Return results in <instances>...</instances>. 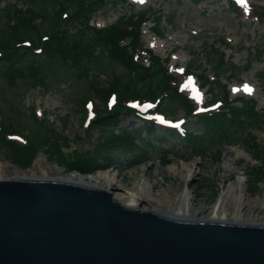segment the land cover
I'll use <instances>...</instances> for the list:
<instances>
[{"label":"trees","instance_id":"trees-1","mask_svg":"<svg viewBox=\"0 0 264 264\" xmlns=\"http://www.w3.org/2000/svg\"><path fill=\"white\" fill-rule=\"evenodd\" d=\"M49 1L54 8L52 12L46 11L45 4L38 5L39 0H29V5L25 3L24 8L7 3L0 8V64L4 65L0 79L9 87L24 82L36 90L57 86L64 80L78 85L77 81L71 80V75L75 76V72L81 70L77 77L87 81V89L76 96V104L84 124L87 102L93 97L98 100L100 105H94L95 117L84 126L98 134L92 149L80 153L73 150L71 158L59 148V155L67 158L66 171L94 174L125 161L131 163V167L149 159V151L144 145L158 146L146 136L162 137L155 135L152 122L143 121L137 127L120 126L122 119L137 113L129 103L138 100L153 103L158 112L167 115L174 116L182 110L186 119L198 124L199 132L186 127L183 136L166 129L167 135L185 142L195 154L212 153L219 161L223 155L221 145H230L233 137L240 136L246 152L258 162L251 168L253 172L247 174L251 179L249 185L254 188L264 178V143L253 133L257 127H264V112L257 110L252 99L239 98L240 105H236L229 98L227 85L221 84L219 73L236 66L225 59L219 46H209L207 51L216 73L215 80H211L203 70L198 77L202 86L210 88L208 104L215 101L220 104L214 111L197 113L188 97L179 91L177 78L166 67L167 59H161L142 43L141 27L146 22H152L154 33L162 36L159 11L130 10L111 24L96 27L90 24L96 12L118 4L128 5L127 0ZM230 4L235 11V5ZM255 16L258 21L264 20V12H255ZM219 45L227 46V43L221 40ZM259 53L262 54L261 51ZM112 64L121 66L123 73L111 69ZM192 69L194 66H189L187 72ZM101 71L106 80L96 79ZM214 87H219L220 91L215 93ZM112 97L115 104L108 108ZM30 111L34 117V106ZM5 114L6 111L0 110V157L20 168H28L41 145L35 142L32 134H24L15 127ZM51 131L61 137V143L68 141L54 127ZM15 136H20L23 141ZM42 136L45 140L51 139L45 131ZM160 150L163 152L161 158L165 159L168 150Z\"/></svg>","mask_w":264,"mask_h":264},{"label":"rangeland","instance_id":"rangeland-1","mask_svg":"<svg viewBox=\"0 0 264 264\" xmlns=\"http://www.w3.org/2000/svg\"><path fill=\"white\" fill-rule=\"evenodd\" d=\"M19 1L23 0H0V8L5 3L22 5ZM127 1L128 5L118 4L96 12L90 23L103 27L114 22L119 15L129 13L130 10L159 11L162 15V37L154 35L151 31L152 22H147L141 28V40L153 53L162 59L168 58L167 68L175 74L178 81L183 80L181 89L186 94L188 91L185 89V84L191 82L192 88H195L197 81L195 78H184L183 71L189 66H194L193 73L199 75L203 70L213 80V74L216 73L207 52L208 47H217L221 40H225L227 46L220 45L219 50L236 68L219 73L221 84H227L229 97L231 100L235 99L233 101L235 104H240L237 98L254 99L257 109L264 111V79L261 76L264 72V20L258 21L252 16V11L264 12V0H240L236 12L231 11L227 0H144V3L140 0ZM25 3L28 6L30 2L25 0L22 7H25ZM43 4L46 5L47 12L53 11L54 8L49 0H39L38 5ZM162 44L165 47L160 49ZM260 51L262 54L259 53ZM42 64L45 66L44 63ZM3 69L4 65L0 64V71ZM111 69L117 73L124 71L118 64H112ZM80 71L78 69L75 76L71 75V80L77 81L78 85L64 80L57 86L50 85L36 90L30 89L24 82H17L14 87H9L0 79V110L6 111L5 115L15 127L24 134H32L35 142L41 145L35 160L39 159V163L42 161L45 165L55 167L62 176L74 174L84 178L89 174L66 171L67 158L61 157L58 152L60 148L65 156L71 158L73 150L74 153H80L92 149L96 142L98 132L84 128L76 104V96L82 95L87 89V81L77 77ZM96 79L106 80V77L101 71ZM245 85L253 88L251 93L241 92V88ZM214 88L215 93L220 91L219 87ZM205 89L207 93H204ZM197 92L199 93L194 99L197 103L194 102V106L201 108L209 98L210 91L204 88ZM92 100L94 104H98L95 97ZM27 106L35 107L34 117ZM93 111L92 108L88 109V119L85 124H89L94 117ZM41 119L45 120L41 123ZM149 119L154 121L155 135L162 137H146L158 148L144 145L149 151V159L131 167H129L131 163L122 160L120 165L107 169L114 180L111 191L116 193L135 187L141 192L147 185L154 193L173 188L175 196L186 191L190 199L194 197L200 205L209 208L216 201L222 186L235 178L236 169L242 174L248 198L254 200L252 205L255 206V212L264 216V178H261L262 180L254 188L249 185L251 179L247 174L253 172L251 167L257 162L245 151L240 136L233 137L230 145H221L223 155L217 161L212 153L195 154L185 142L166 134L161 124L164 120L170 119L181 123L184 120L182 110H178L174 116L169 114L165 118L155 111ZM184 122L195 133L201 130L198 124L192 123V120L185 119ZM141 123L137 118L129 116L122 119L120 126L137 127ZM53 126L61 135L66 136L68 140L66 143H61V137L51 131ZM35 129L37 133L32 132ZM44 131L51 137L49 141L43 138ZM253 133L264 143V127H257ZM159 147L168 150L165 159L161 158L163 152ZM236 152L241 154L237 156ZM34 161L28 168L21 170L31 169ZM0 162L10 163L3 156L0 157ZM182 166L190 167L193 172V176L187 181L178 177L177 172ZM107 170H100L90 175H98Z\"/></svg>","mask_w":264,"mask_h":264},{"label":"water","instance_id":"water-1","mask_svg":"<svg viewBox=\"0 0 264 264\" xmlns=\"http://www.w3.org/2000/svg\"><path fill=\"white\" fill-rule=\"evenodd\" d=\"M0 264H264V224L177 219L80 183L11 178L0 181Z\"/></svg>","mask_w":264,"mask_h":264},{"label":"bare ground","instance_id":"bare-ground-1","mask_svg":"<svg viewBox=\"0 0 264 264\" xmlns=\"http://www.w3.org/2000/svg\"><path fill=\"white\" fill-rule=\"evenodd\" d=\"M164 47L165 45L162 44L159 48L163 49ZM241 92L249 93L245 91V87L241 89ZM189 96L194 99L195 93L190 92ZM236 153L237 156L241 154V152ZM43 165L45 163H42V161L39 163V159H36L31 169L22 171L20 167L18 168L10 163L0 162V181L11 178H51L54 180L80 183L87 187L104 190L111 194L112 200L117 204L125 208H136L143 212H160L177 219L264 224V216H260L255 212V206L252 205V201L254 200L248 198L242 174L236 169L234 171L235 178L222 186L214 204L207 208L203 204L200 205L199 201L194 199V197L190 199L186 191L175 196L173 188H170L171 190L154 193L149 185H147L141 192L135 189V187H132L114 193L111 191L114 180L109 170L103 171L98 175L89 174L82 178L74 174L62 176L55 167ZM179 169L177 172L179 174L178 177H182L184 181H187L193 176L190 167L182 166Z\"/></svg>","mask_w":264,"mask_h":264},{"label":"snow or ice","instance_id":"snow-or-ice-1","mask_svg":"<svg viewBox=\"0 0 264 264\" xmlns=\"http://www.w3.org/2000/svg\"><path fill=\"white\" fill-rule=\"evenodd\" d=\"M141 3H144V0H140ZM191 79V78H190ZM245 91L251 93L252 92V88L249 85H245ZM148 107H151V105H149Z\"/></svg>","mask_w":264,"mask_h":264}]
</instances>
